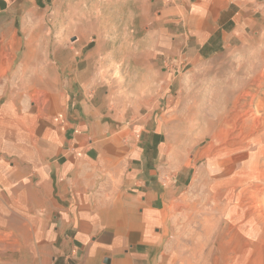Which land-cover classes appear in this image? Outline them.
<instances>
[{
	"label": "crops",
	"instance_id": "1",
	"mask_svg": "<svg viewBox=\"0 0 264 264\" xmlns=\"http://www.w3.org/2000/svg\"><path fill=\"white\" fill-rule=\"evenodd\" d=\"M59 1L0 0V254L9 264H166L191 166L172 162L156 119L117 111L94 86L101 56L90 42L53 45L47 62L27 41ZM151 1L165 23L189 27L202 55L239 15L235 0Z\"/></svg>",
	"mask_w": 264,
	"mask_h": 264
},
{
	"label": "rangeland",
	"instance_id": "2",
	"mask_svg": "<svg viewBox=\"0 0 264 264\" xmlns=\"http://www.w3.org/2000/svg\"><path fill=\"white\" fill-rule=\"evenodd\" d=\"M235 3L231 31L207 55L151 0H60L25 35L47 62L53 45L90 42L101 56L90 70L103 97L121 113L151 115L172 162L190 164L166 264H264V0ZM31 102L49 104L38 92ZM11 259L0 254L1 264Z\"/></svg>",
	"mask_w": 264,
	"mask_h": 264
},
{
	"label": "bare ground",
	"instance_id": "3",
	"mask_svg": "<svg viewBox=\"0 0 264 264\" xmlns=\"http://www.w3.org/2000/svg\"><path fill=\"white\" fill-rule=\"evenodd\" d=\"M237 121V120H236Z\"/></svg>",
	"mask_w": 264,
	"mask_h": 264
}]
</instances>
